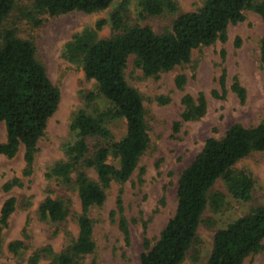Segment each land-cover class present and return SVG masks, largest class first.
Masks as SVG:
<instances>
[{
  "label": "trees",
  "instance_id": "16d2710c",
  "mask_svg": "<svg viewBox=\"0 0 264 264\" xmlns=\"http://www.w3.org/2000/svg\"><path fill=\"white\" fill-rule=\"evenodd\" d=\"M113 0H33L22 15L35 24L36 16L61 15L71 11L94 13L106 9ZM142 13L158 15L166 9L175 11L174 0H139ZM14 0H0V123L4 124L5 139L0 141V155L14 157L22 147L23 175L32 173L38 141L44 135L47 122L55 112L60 93L47 76L46 68L37 58L32 41L18 37L13 28H4L3 22L13 9ZM126 1L98 19L93 26L74 33L63 46V57L79 62L86 79L94 80L96 90L85 93V107L80 108L70 123L71 140L62 145L63 159L47 168L45 176L65 188L76 190L80 210L73 214L77 233H64L68 243L56 253L50 264H87L83 258L95 249L92 207L102 206L111 183L123 184L136 170L138 161L149 144L148 126L141 94L125 78L130 56L144 76H157L186 63L194 49L208 46L227 38V27L244 19V11L257 13L263 22L259 42V61L264 68V0H204L196 9L178 15L168 31L156 33L148 25H127ZM109 24L112 34L99 37V31ZM222 82H223V76ZM183 75H177L175 84L182 87ZM230 89L240 101L246 91L234 79ZM96 99L106 102L97 108ZM181 102L183 121L195 120L205 111L202 95L196 100L186 94ZM123 119L125 134L115 139L109 124ZM180 122L174 123L177 131ZM264 151V120L255 125L232 124L218 138L205 139L200 151L181 171L177 179L176 206L157 239L143 238V251L138 264H180L197 239V229L204 212L210 208L219 212L225 195L211 191L222 179L227 193L234 199L247 200L253 180L249 173L235 170L234 164L250 153ZM116 161L113 164L109 158ZM92 169L96 179L89 177ZM21 184L14 177L3 184L9 192ZM116 204L122 211V200ZM16 200L8 196L0 208V230L8 225L15 210ZM71 199L64 196H46L38 206L41 219L63 223L71 214ZM118 228L127 240L128 223L123 215ZM264 202L219 228L213 236L211 250L205 264H242L250 255L264 250ZM24 247L21 240L8 244L16 253ZM39 253H34L30 264H37ZM94 264V263H89Z\"/></svg>",
  "mask_w": 264,
  "mask_h": 264
},
{
  "label": "rangeland",
  "instance_id": "374dc122",
  "mask_svg": "<svg viewBox=\"0 0 264 264\" xmlns=\"http://www.w3.org/2000/svg\"><path fill=\"white\" fill-rule=\"evenodd\" d=\"M33 0H14L13 9L3 22L4 28H13L18 37L33 42L36 56L46 68L50 81L60 93L59 102L49 118L44 135L38 141L32 173L24 176L22 147L8 158L0 155V208L8 196L15 197V210L8 225L0 230V264H30L34 253H39L37 264H50L56 253L68 243L64 231L72 236L77 233L73 214L79 212V200L73 187L65 188L45 176L47 168L63 159L62 145L71 140L70 123L73 115L85 107L84 95L96 90L94 80L86 79L79 62L66 60L63 46L71 36L91 27L100 18H107L121 1L113 0L106 9L83 13L71 11L61 15L41 14L35 24L22 15L29 10ZM126 1L127 25H148L154 32L168 31L173 20L180 14L201 6L204 0H174L175 11L165 10L158 15L142 13L139 0ZM263 32L261 17L244 11V19L227 27V38L208 46L194 49L188 62L157 76H144L134 66L130 56L125 68V78L137 89L143 99L145 120L148 126L149 144L140 157L136 170L123 184L111 183L106 190L102 206L92 207L89 216L93 220V253L83 258L84 263L138 264L143 251V238L154 242L176 206L177 179L181 171L200 151L206 138L220 137L232 124L250 126L264 120V68L259 61V42ZM109 24L99 31V37L112 34ZM185 77L182 87H177V75ZM223 76V82L222 77ZM236 79L245 89L246 97L240 101L230 89ZM189 94L194 100L202 95L205 99L204 114L195 120L183 121L184 106L181 99ZM97 108L106 102L96 99ZM180 122L177 131L174 123ZM115 137L125 134V122L116 119L109 124ZM5 139L4 124L0 123V141ZM109 161L116 164L111 157ZM235 170L250 174L253 188L247 200L232 198L222 179H218L211 191L225 195V203L219 212L207 208L203 222L197 229V239L180 264H205L211 250L214 233L229 221L244 215L251 208L264 202V151L250 153L236 162ZM88 175L96 179L92 169ZM21 184L5 192L2 186L12 178ZM121 190L122 211L116 200ZM46 196L69 197L71 214L63 223L41 219L38 206ZM123 215L128 223L126 240L118 228ZM21 240L24 247L16 253L8 244ZM264 244V239H263ZM242 264H264V250L248 255Z\"/></svg>",
  "mask_w": 264,
  "mask_h": 264
}]
</instances>
